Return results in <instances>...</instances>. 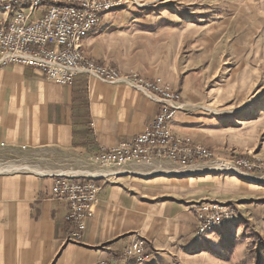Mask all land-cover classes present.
I'll return each instance as SVG.
<instances>
[{
    "label": "crops",
    "instance_id": "obj_1",
    "mask_svg": "<svg viewBox=\"0 0 264 264\" xmlns=\"http://www.w3.org/2000/svg\"><path fill=\"white\" fill-rule=\"evenodd\" d=\"M130 8L103 14L83 40L85 54L121 75L138 73L171 85L180 99L174 132L219 154L232 149L231 130L220 126L228 111L214 112L223 102L208 91L210 76L223 70H193L186 35L177 30L188 19L152 18L145 8ZM43 11L37 9L34 17ZM160 109L155 93L128 80L81 73L67 85L34 66H0V150L14 155L0 164V264H202L205 253L216 248L211 235L243 233L245 211L264 200V172L158 159L109 170L94 162L101 149L142 132ZM100 173L94 213L81 240L72 241L68 204L53 195L57 176ZM207 202L234 205L240 215L224 231L199 235L198 209ZM139 238L146 241L147 262L121 259L122 250Z\"/></svg>",
    "mask_w": 264,
    "mask_h": 264
},
{
    "label": "built area",
    "instance_id": "obj_2",
    "mask_svg": "<svg viewBox=\"0 0 264 264\" xmlns=\"http://www.w3.org/2000/svg\"><path fill=\"white\" fill-rule=\"evenodd\" d=\"M127 1L0 0V66L9 63L34 66L49 80L67 85H73L75 77L81 73L108 82L124 79L158 96L161 109L151 124L131 139L103 148L92 156L102 169L111 170L141 159L162 158L181 165L213 159V152L207 146L174 132L172 121L180 110L176 89L160 80L145 79L138 73L121 75L115 67L98 63L83 51V40L100 25L103 14ZM39 8H44L43 13L34 17ZM219 163L221 165L222 162ZM231 164L247 169L257 167L246 158L232 161ZM103 175L57 176L53 195L68 204L67 218L72 225L69 239L72 241L81 240L85 221L94 213L93 206L98 202L101 188L97 179ZM236 216V210L229 204L204 203L198 209L197 233L221 231ZM149 256L143 238L133 240L119 255L121 259L137 263L147 262Z\"/></svg>",
    "mask_w": 264,
    "mask_h": 264
},
{
    "label": "rangeland",
    "instance_id": "obj_3",
    "mask_svg": "<svg viewBox=\"0 0 264 264\" xmlns=\"http://www.w3.org/2000/svg\"><path fill=\"white\" fill-rule=\"evenodd\" d=\"M127 7L134 12L145 8L152 18H160L162 14L173 19L186 17V25L177 30L186 35L185 51L189 64L195 66L193 70H223L210 76L208 91L223 102L212 110L228 111L230 117L222 120L220 126L231 130L233 148L221 149L223 153L219 154L207 146L214 157L199 163L211 162L220 168L218 162L246 158L257 164L252 169L245 168L247 171L264 172V0H128L115 9ZM11 158L13 154L0 150L2 166ZM261 201L263 204H258ZM231 206L238 218V207ZM244 215L246 222L240 223L244 230L239 236L217 233L211 235L212 239L209 236L216 248L211 247L205 253L202 264H256L253 249L258 242L262 244L264 264V200L248 207ZM255 233L261 236V241L255 239Z\"/></svg>",
    "mask_w": 264,
    "mask_h": 264
},
{
    "label": "trees",
    "instance_id": "obj_4",
    "mask_svg": "<svg viewBox=\"0 0 264 264\" xmlns=\"http://www.w3.org/2000/svg\"><path fill=\"white\" fill-rule=\"evenodd\" d=\"M254 236H255V239H257L259 241L262 240V238L259 234L255 233ZM261 250H262V244H261V242H258L253 249V253L257 257V261L255 262L256 264H263V258H262V251Z\"/></svg>",
    "mask_w": 264,
    "mask_h": 264
},
{
    "label": "bare ground",
    "instance_id": "obj_5",
    "mask_svg": "<svg viewBox=\"0 0 264 264\" xmlns=\"http://www.w3.org/2000/svg\"><path fill=\"white\" fill-rule=\"evenodd\" d=\"M222 166V167H221ZM13 168H15V167H13ZM32 168V167H31ZM30 168V169H31ZM220 168H222V169H229L230 168V170L232 169V170H235L234 168V166L231 164V163H229V162H222L221 163V165H220ZM7 170V169H6Z\"/></svg>",
    "mask_w": 264,
    "mask_h": 264
}]
</instances>
